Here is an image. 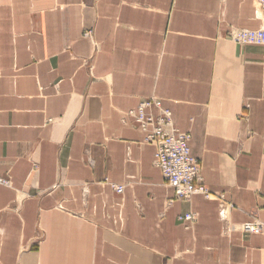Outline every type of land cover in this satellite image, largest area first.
I'll use <instances>...</instances> for the list:
<instances>
[{
    "label": "crops",
    "instance_id": "obj_1",
    "mask_svg": "<svg viewBox=\"0 0 264 264\" xmlns=\"http://www.w3.org/2000/svg\"><path fill=\"white\" fill-rule=\"evenodd\" d=\"M235 28L255 0H0V264H264V47ZM151 98L212 198L171 201L125 117Z\"/></svg>",
    "mask_w": 264,
    "mask_h": 264
},
{
    "label": "built area",
    "instance_id": "obj_2",
    "mask_svg": "<svg viewBox=\"0 0 264 264\" xmlns=\"http://www.w3.org/2000/svg\"><path fill=\"white\" fill-rule=\"evenodd\" d=\"M255 2L264 11V0ZM85 36L91 38L93 32L88 31ZM228 38L237 45L264 47V29L250 31L235 28L228 33ZM125 117L133 119L137 129L145 135L143 142L155 147V166L160 169L167 185L174 189L171 201H186L194 195H203L206 199L214 196L202 185L201 165L192 157L189 147L191 134L175 128L172 113L163 107L161 100H143L136 110L128 112ZM0 184L8 186L10 182L0 178ZM113 189L120 195L124 193V187L114 185ZM221 213L224 215V210ZM178 220L192 223L195 218L188 214ZM241 231L264 236V220L255 218L242 225Z\"/></svg>",
    "mask_w": 264,
    "mask_h": 264
}]
</instances>
